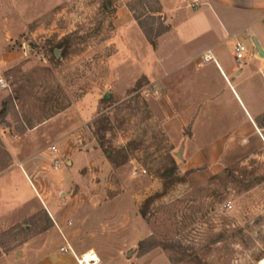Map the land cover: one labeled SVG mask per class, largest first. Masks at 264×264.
<instances>
[{
	"label": "rangeland",
	"instance_id": "obj_1",
	"mask_svg": "<svg viewBox=\"0 0 264 264\" xmlns=\"http://www.w3.org/2000/svg\"><path fill=\"white\" fill-rule=\"evenodd\" d=\"M120 7L151 36L166 28L156 0H0V171L12 162L5 139L38 204L0 232V264L25 249L62 264L63 236L70 264H264V150L185 174L194 168L161 126L155 82L132 79ZM6 175L9 188L17 175ZM54 220L75 235H36Z\"/></svg>",
	"mask_w": 264,
	"mask_h": 264
},
{
	"label": "crops",
	"instance_id": "obj_2",
	"mask_svg": "<svg viewBox=\"0 0 264 264\" xmlns=\"http://www.w3.org/2000/svg\"><path fill=\"white\" fill-rule=\"evenodd\" d=\"M157 1L166 28L155 46L128 8L118 9L117 31L137 65L132 79L155 82L162 96L158 104L161 126L173 143L182 144L187 167L207 165L213 169L218 162L229 164L256 148L264 150V0H198L196 6L192 0ZM236 42L246 48L240 63L234 57ZM137 43L140 53L136 52ZM183 128L189 135L183 131L174 135V130ZM3 142L12 162L0 171V232L31 215L38 206L26 171L27 160H21L17 151L7 146V140ZM12 168L17 176L7 188L6 174ZM43 204L50 213V205ZM75 233L67 223L55 221L36 235H59L61 239V235ZM64 241L66 245L57 250L64 256L62 264H70L65 258L70 251L60 248L72 247L65 236ZM31 243H24L25 248L32 247ZM48 251L46 246L45 258ZM33 256L25 249L7 263L50 264L39 263L41 259Z\"/></svg>",
	"mask_w": 264,
	"mask_h": 264
},
{
	"label": "built area",
	"instance_id": "obj_3",
	"mask_svg": "<svg viewBox=\"0 0 264 264\" xmlns=\"http://www.w3.org/2000/svg\"><path fill=\"white\" fill-rule=\"evenodd\" d=\"M192 4L193 6L198 5V0H192ZM245 54H246V48L244 44L241 42H236L234 45V57H235L236 62L240 63L241 60L245 58ZM0 88H3V89L8 88L6 81L3 80L2 78H0ZM144 94L148 95L146 92ZM49 148H50L51 153L55 155L53 157V162H54L55 167H57L59 164V160L56 156V152L58 148L55 145H51ZM60 249L62 251H66V250L72 251L70 247H61ZM78 262L80 263L79 259H78Z\"/></svg>",
	"mask_w": 264,
	"mask_h": 264
},
{
	"label": "trees",
	"instance_id": "obj_4",
	"mask_svg": "<svg viewBox=\"0 0 264 264\" xmlns=\"http://www.w3.org/2000/svg\"><path fill=\"white\" fill-rule=\"evenodd\" d=\"M157 1V0H156ZM158 2V1H157ZM129 8H130V6H129ZM131 9V11L133 10L132 8H130ZM158 11H160V6H159V10ZM134 16V15H133ZM134 18H135V20H137V23H138V25L141 27V29L143 30V32H144V34H145V36L147 37V39L149 40V42L151 43V45L152 46H155V44H156V38L165 30V28L164 29H162V30H159L157 33H155L153 36H151L150 34H149V32H148V30H146L143 26H142V24L140 23V21L138 20V18L136 17V16H134ZM1 112H4V110L3 109H1L0 110ZM199 168H194V169H189V170H187L186 172H185V174H188V173H190V172H193L194 170H198ZM140 214H141V216L143 217V218H145L146 217V213H145V211H140ZM45 228H47V227H45ZM138 249H139V251L140 252H145V251H147V249L148 248H146L145 247V243H140L139 244V246H138ZM171 260H172V257H171Z\"/></svg>",
	"mask_w": 264,
	"mask_h": 264
},
{
	"label": "water",
	"instance_id": "obj_5",
	"mask_svg": "<svg viewBox=\"0 0 264 264\" xmlns=\"http://www.w3.org/2000/svg\"><path fill=\"white\" fill-rule=\"evenodd\" d=\"M108 97H109L108 93H105L104 98H108Z\"/></svg>",
	"mask_w": 264,
	"mask_h": 264
}]
</instances>
